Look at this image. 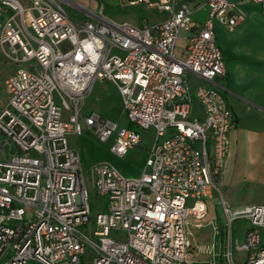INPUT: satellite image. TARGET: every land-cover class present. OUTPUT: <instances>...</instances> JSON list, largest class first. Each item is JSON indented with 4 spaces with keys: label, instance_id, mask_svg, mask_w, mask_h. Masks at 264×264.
Masks as SVG:
<instances>
[{
    "label": "built area",
    "instance_id": "built-area-1",
    "mask_svg": "<svg viewBox=\"0 0 264 264\" xmlns=\"http://www.w3.org/2000/svg\"><path fill=\"white\" fill-rule=\"evenodd\" d=\"M243 1L261 4L264 14V0ZM67 4L87 19L73 20ZM139 4L168 16L140 25L113 22L103 8L86 11L77 0H0V49L14 67L4 80L10 100L0 109V264L194 263L189 222L207 216L233 125L216 82L225 60L215 24L232 29L244 16L233 0L128 2ZM206 4L200 23L193 13ZM188 73L213 85L192 90ZM105 78L121 97L128 126L94 109L84 115ZM194 100L203 117L195 116ZM137 128L155 135L138 175L111 161L91 165L89 179L103 202L92 216L82 154L70 137L89 130L101 142L113 139L110 151L123 158L141 140ZM224 208L222 259L238 264L236 246L245 252L242 264H264V204ZM240 219L249 223L241 243L233 232Z\"/></svg>",
    "mask_w": 264,
    "mask_h": 264
},
{
    "label": "crops",
    "instance_id": "crops-1",
    "mask_svg": "<svg viewBox=\"0 0 264 264\" xmlns=\"http://www.w3.org/2000/svg\"><path fill=\"white\" fill-rule=\"evenodd\" d=\"M233 1L239 3L244 19L232 29L219 21L215 24L217 43L225 60V76L216 82L225 92L232 111L233 125L229 131L230 147L223 171L216 178V186L210 188L206 201L217 191L222 202L239 209L264 204V14L261 4ZM67 8L73 7L69 4ZM200 12L195 13L198 15ZM6 14L10 13L4 12L3 19ZM76 14H81V17L74 18ZM86 14L77 11L72 18L85 20ZM207 14L208 12L201 19L197 15L193 17L203 23ZM136 24L141 25L143 22L138 20ZM180 42L184 46V42ZM188 74L200 80L198 85H213L193 73ZM193 105L195 116L203 117L201 104L194 100ZM248 227L249 223L245 228ZM244 258L238 264H242Z\"/></svg>",
    "mask_w": 264,
    "mask_h": 264
},
{
    "label": "rangeland",
    "instance_id": "rangeland-1",
    "mask_svg": "<svg viewBox=\"0 0 264 264\" xmlns=\"http://www.w3.org/2000/svg\"><path fill=\"white\" fill-rule=\"evenodd\" d=\"M199 1L202 4L207 0ZM77 2L83 8L87 10L90 9L93 12H100L103 8L105 10L106 17L113 22L128 21L136 24L139 20L143 23L150 21L151 25H155L167 16L166 12H161L157 8L154 9L147 4L130 6L128 5L129 0H77ZM189 5L192 9L194 8L192 2H189ZM68 10L71 16L74 12H79V10L75 7ZM208 11L209 5L206 4L202 7V10L198 15L193 13V16L197 15V17L201 19ZM8 16L9 14H6V17ZM80 17L81 14H76L74 16V18ZM31 32L36 34L32 27ZM34 45L38 46V42L34 41ZM182 47V42L178 41L175 47L176 54L178 56H182ZM13 68V65L6 56H3L0 49V109L6 107L10 100V90L7 85L4 84V80L5 77L14 70ZM186 79L190 89L192 90L200 84V80L193 75L190 76L188 74ZM83 109L84 115L90 114L94 109L102 113L105 117H109L120 122L121 125H129L126 117L122 115L123 108L121 107V97L117 93L114 85L106 78L102 80L98 79L90 93V96L87 98ZM137 130L142 135L141 140L137 146L130 148L128 154L123 158L117 157L112 151H110L113 139L108 141V143L101 142L98 137L92 134L89 130H85V132L79 136L70 137L72 145L82 154L84 173L90 195L89 204L90 209H92V216H95L97 212L103 210V202L101 198H98L97 195H95V191L89 179L91 165L95 161L99 160L111 161L115 165H118L121 171L125 174L130 176L138 175L145 165L144 162L148 154V148L150 147L155 135L153 129L147 131L137 128ZM208 200L206 201V204H208L207 216L197 220L190 219L189 222V233L191 234V241L195 248L191 252V259L189 262H194V264L207 263L215 258L217 260L219 258L221 264H230L228 261L222 259L221 256L225 251V247H227L228 241V234L225 232V226L228 219L226 218L224 203L217 191L216 194ZM231 209L236 210L234 208ZM247 225V219H240L233 224L234 238L238 237L240 243L245 240V227ZM241 226H243V228H241ZM233 251L234 260H236L237 263L242 261L245 256V252L243 250L239 251L236 246ZM89 259L90 258H88V261ZM84 264L89 263L86 261Z\"/></svg>",
    "mask_w": 264,
    "mask_h": 264
},
{
    "label": "trees",
    "instance_id": "trees-1",
    "mask_svg": "<svg viewBox=\"0 0 264 264\" xmlns=\"http://www.w3.org/2000/svg\"><path fill=\"white\" fill-rule=\"evenodd\" d=\"M192 245H193V243H192ZM194 264V263H193ZM199 264H201V263H199Z\"/></svg>",
    "mask_w": 264,
    "mask_h": 264
}]
</instances>
